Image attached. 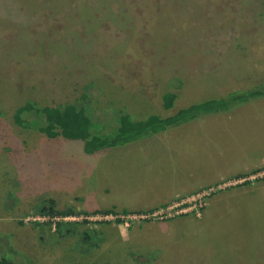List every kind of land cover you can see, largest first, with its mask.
Wrapping results in <instances>:
<instances>
[{
    "label": "rangeland",
    "instance_id": "374dc122",
    "mask_svg": "<svg viewBox=\"0 0 264 264\" xmlns=\"http://www.w3.org/2000/svg\"><path fill=\"white\" fill-rule=\"evenodd\" d=\"M262 83L264 0H0V254L37 264H264V99L93 154L13 120L27 100L74 103L92 85L84 102L107 133L119 110L167 117ZM169 91L176 99L164 108ZM184 166L195 191L169 203L214 187L200 216L140 220L151 209L120 206L154 198ZM241 169L263 192L227 202L234 185L219 184ZM126 171L142 172L136 186ZM49 199L76 218L36 213ZM102 210L108 219L96 217ZM60 221L71 225L64 238Z\"/></svg>",
    "mask_w": 264,
    "mask_h": 264
},
{
    "label": "trees",
    "instance_id": "16d2710c",
    "mask_svg": "<svg viewBox=\"0 0 264 264\" xmlns=\"http://www.w3.org/2000/svg\"><path fill=\"white\" fill-rule=\"evenodd\" d=\"M92 85H86L82 99L78 102L61 105H40L34 100H27L19 106L13 115L14 122L25 128L35 127L48 138L61 136L67 140L81 141L82 149L86 154H93L104 149H110L118 145L133 143L158 135L169 129L176 128L196 121L212 114L235 112L240 107L253 101L264 99V83L250 88L230 91L225 95L207 98L177 109L167 117L148 115L144 119H133L129 113L119 110L114 114L110 122L112 130L104 133L103 124L93 116L91 109L84 102ZM94 90V89H93ZM176 94L169 91L162 95L164 108L174 105ZM242 177L239 175L238 178ZM127 213L126 210L123 211ZM39 214L48 217H64L75 215L71 208L57 210L54 200L49 199L37 208ZM101 214L112 213L111 210H102ZM70 224L60 221L56 225V231L61 232L60 237H66L70 232ZM135 259H140L132 254ZM0 264H37L17 251L8 249L0 254Z\"/></svg>",
    "mask_w": 264,
    "mask_h": 264
},
{
    "label": "crops",
    "instance_id": "0c3cea01",
    "mask_svg": "<svg viewBox=\"0 0 264 264\" xmlns=\"http://www.w3.org/2000/svg\"><path fill=\"white\" fill-rule=\"evenodd\" d=\"M239 109H237L236 111H238ZM235 111V112H236ZM235 117L234 118H237V122H239V123H242L243 122V120L239 117V116H237V115H234ZM238 118H240V119H238ZM244 118H246L245 116H244ZM233 122V121H232ZM235 122H236V120H235ZM243 123H245V122H243ZM242 126V125H241ZM237 131V130H236ZM236 131H233V134H236L237 136H241L240 134H241V132H236ZM165 132H167V131H165ZM165 132H162V133H165ZM236 132V133H235ZM161 134V133H160ZM233 134H230V136H232ZM242 134H244V132H242ZM137 142V141H136ZM134 143V142H133ZM131 144V143H130ZM165 148H167V149H169L170 150V147H168V146H164ZM248 147H253V142H250L249 144H248ZM161 148V147H160ZM164 149H161V150H159V151H155L154 153H159V152H162ZM173 150V148H171V150L170 151H172ZM250 150H252V149H250ZM140 151V150H139ZM253 151V150H252ZM175 156H177L176 155V153H175V149H174V151L172 152ZM178 157V156H177ZM247 156H245V158H246ZM248 158V157H247ZM138 159H140L141 160V165H143V159H141V158H138ZM244 159V158H243ZM242 159V160H243ZM249 159V158H248ZM182 160H183V158H182ZM250 160V159H249ZM174 161H175V159H174ZM251 161V160H250ZM258 162H261V163H264V159H259V161ZM248 164H251V163H248ZM242 170H245V169H241V170H237V171H235L234 173H232V174H230V177H234V178H236V179H239L238 178V176L239 175H242L241 173H243V171ZM255 170V169H254ZM182 171H183V174L181 175V178H180V176L178 175V173L176 172V171H172L171 172V175L168 177V178H163L162 180H161V182L158 184V186L160 187V188H158V189H161V191H160V193L159 194H157L154 198H151L150 200H145V201H141L140 203H130V205H128V206H123V205H120V206H122V208H125V209H128V210H143V209H154V208H156V207H160V206H164V205H166V203H169L170 201L169 200H171V199H173L174 198V196L175 195H177V194H182V195H187V194H190V193H192V191H195V189H193L192 191H191V187L190 188H185V184H186V179H185V174H186V172H185V166L182 168ZM142 172L141 171H138L137 172V174L136 175H140ZM176 174L177 175V177L178 178H176V177H172V174ZM226 173V172H225ZM224 173V174H225ZM111 174V175H110ZM109 175L110 176H114V174L113 173H110ZM222 174L223 173H221L220 174V176H222ZM126 175L129 177V179H130V177H132L133 175H135V174H132L131 172H127L126 171ZM130 175H132V176H130ZM135 175V180H134V186H136V183L139 181V180H137V176ZM144 177V174H142V176H141V178H143ZM244 176H242V177H240V178H243ZM141 178H140V184L141 185H144V184H146L147 183V181H145V180H141ZM116 181V180H115ZM115 181H113L111 184H113ZM228 180H224V181H222L221 182V184H219V185H223L224 184V182H227ZM263 181V180H262ZM264 182V181H263ZM127 185L126 186H131V185H129L130 183H131V181L130 180H128L127 182ZM250 182H243V183H240V184H237V185H234V187H232V189L231 190H229V191H226V192H224V194L222 195V199H226L227 200V202H230V201H240V202H244L245 200L246 201H248V199L250 198V197H252L253 195H256V194H261L262 192H263V190H264V186L262 187L263 188V190H262V192H258V188L257 187H261V183H260V185H256V187L255 186H252V185H250V184H252V182L249 184ZM249 184V185H248ZM200 185H202V184H199L198 185V187L200 186ZM218 185V186H219ZM197 187V188H198ZM196 188V189H197ZM222 191V190H221ZM264 193V192H263ZM214 195V194H213ZM213 195H211V197L213 196ZM210 197V198H211ZM210 198H209V200H210ZM222 199H220L219 201H222ZM238 203V202H237ZM128 204V203H127ZM208 204H209V202L206 204V206H205V208L208 206ZM239 204V203H238Z\"/></svg>",
    "mask_w": 264,
    "mask_h": 264
},
{
    "label": "built area",
    "instance_id": "2783aa9c",
    "mask_svg": "<svg viewBox=\"0 0 264 264\" xmlns=\"http://www.w3.org/2000/svg\"><path fill=\"white\" fill-rule=\"evenodd\" d=\"M257 175L263 176L264 170L258 172ZM253 177L255 176H251L249 178L243 177L239 179L228 180L227 182H224V184L225 185L226 184L236 185L239 183H243L246 179H253ZM213 192H214V187L201 190V191L196 192L195 194H192L191 196L180 198L179 200L168 203L162 207L134 214V217L140 220H165V219L172 218L175 215H178L180 213L181 214L193 213L195 216H200L201 212L203 211L204 207L207 204L208 198ZM44 217L45 219L49 218L48 216H44ZM96 217H99V219H108L109 216L107 214H101L100 216H96ZM75 218H76L75 215H69V216H64V217H59V216L53 217L50 219L51 220H58V219L72 220Z\"/></svg>",
    "mask_w": 264,
    "mask_h": 264
}]
</instances>
